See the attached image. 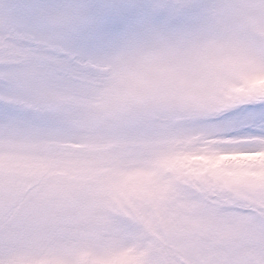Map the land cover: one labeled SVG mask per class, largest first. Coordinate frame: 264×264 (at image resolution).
Here are the masks:
<instances>
[{
  "label": "snow or ice",
  "instance_id": "1",
  "mask_svg": "<svg viewBox=\"0 0 264 264\" xmlns=\"http://www.w3.org/2000/svg\"><path fill=\"white\" fill-rule=\"evenodd\" d=\"M0 264H264V0H0Z\"/></svg>",
  "mask_w": 264,
  "mask_h": 264
}]
</instances>
